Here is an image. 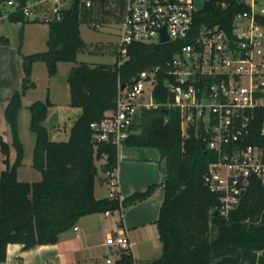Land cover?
Instances as JSON below:
<instances>
[{
  "label": "trees",
  "instance_id": "16d2710c",
  "mask_svg": "<svg viewBox=\"0 0 264 264\" xmlns=\"http://www.w3.org/2000/svg\"><path fill=\"white\" fill-rule=\"evenodd\" d=\"M9 1L0 0V18L8 13L7 20L13 24L32 23L22 8L7 12ZM17 1L20 7L27 4V0ZM66 1L67 8L47 22V51L21 55L22 84L5 106L11 144L0 137L6 166L0 175V263L6 262L9 245H23L25 250L56 245L60 235L74 229L82 218L122 211L147 200L156 190V185H151L123 200L118 194L97 200L96 178L100 172L108 175L117 171L119 151L115 145L98 143L90 126L99 122L105 112L115 109L119 88L131 85L143 71L165 67L190 41L162 45L133 43L128 47V60L120 64L118 53L113 67L77 64L84 45L82 17L95 19L94 24L110 17L106 7L111 0ZM87 1L91 2L89 7ZM112 1L121 11L122 18L118 15L116 20L123 21V1ZM247 11L250 7L241 0H208L194 15L193 30L219 26L231 35L234 18ZM113 16L117 17L115 13ZM35 63H43L50 78L57 75L59 63L76 64L67 84L70 107L80 109L81 114L73 123L68 140L52 141L44 125L53 107L49 95L28 107L29 129L35 135L32 167L41 174L39 182L28 183L18 179V170L25 159L19 117L24 98L37 87L32 80ZM157 77L153 99L158 107L142 111L134 126L135 133L125 141V146L156 149L165 161L164 200L155 221L161 256L149 264H264L263 181L252 178L238 207L227 217L221 216L220 198L205 182L216 156L207 149V142L194 133L183 138L179 110L163 106L172 101L166 86L168 77L165 71ZM263 123L264 111H260L251 125L246 145L264 150ZM11 147L16 154L12 164ZM114 264L138 262L132 251H121Z\"/></svg>",
  "mask_w": 264,
  "mask_h": 264
},
{
  "label": "built area",
  "instance_id": "2783aa9c",
  "mask_svg": "<svg viewBox=\"0 0 264 264\" xmlns=\"http://www.w3.org/2000/svg\"><path fill=\"white\" fill-rule=\"evenodd\" d=\"M122 1L125 8L120 64L128 60V47L133 43H190L165 67L143 71L131 85L119 88L115 109L91 124L94 137L98 143L115 145L120 151L135 133L134 126L142 111L158 107L153 93L159 72L165 71L172 101L163 106L179 110L184 139L194 133L215 154L205 182L220 198L219 214L227 217L240 204L252 178L264 183V150L246 145L253 121L264 111V0H241L250 11L234 18L231 35L219 26L202 27L195 32L194 15L198 11L193 0ZM38 3L52 5V18L68 6L66 0H27L26 6L20 7L17 0H10L7 12L22 8L30 18ZM86 4L89 7L91 2ZM3 17L8 18V13ZM164 27L170 40L160 43ZM147 86L152 87V101L139 103ZM107 176L111 195L117 196L116 171ZM106 243L118 254L132 250L124 232L110 235Z\"/></svg>",
  "mask_w": 264,
  "mask_h": 264
},
{
  "label": "crops",
  "instance_id": "0c3cea01",
  "mask_svg": "<svg viewBox=\"0 0 264 264\" xmlns=\"http://www.w3.org/2000/svg\"><path fill=\"white\" fill-rule=\"evenodd\" d=\"M43 4L44 3H38L35 6L30 17L32 23L25 26L13 24L4 17L0 18V137L9 144H11V135L5 120L4 110L8 99L15 91L20 89L22 84L23 70L21 66V55L33 54L32 51L24 52L28 43L34 45L39 44V46L45 44V46H47L49 32L47 22L52 19V16L51 12L43 10V7L41 6ZM13 25L20 30L21 48L13 46ZM98 27L100 28V26ZM98 27L97 29H99ZM61 64L62 63L58 64V71L63 69V67L60 66ZM41 65V63H35L33 66L32 80L36 83L37 87L34 90H30L24 98L19 123H21L23 117L24 121L30 124V115L28 117L23 109L28 110V107L32 103L39 100L44 101L47 98V95H49L53 107L50 108L48 119L44 123L49 132L46 124H48L49 119H51L52 111L54 109L64 106V108L69 109V114H71V111L73 110L79 111L75 112L77 113L76 119L80 116L81 110L70 107V90L68 85L63 89L61 98L57 89L55 90L54 95L52 81L56 76L53 77V79L50 78L48 71L46 72ZM40 76H42L45 82V85L43 86V88H45L44 91H42V86L40 85ZM36 92H38L40 96L35 98L39 99L30 100V97ZM41 94H43V97H41ZM62 98L64 99V102L60 103V99ZM76 119H73L70 115L66 117L67 121L64 126L61 125L62 122L58 123V126L54 128V141L68 140L70 130ZM69 122H72V125ZM20 137L25 147L26 143H24V138L21 133ZM13 150L14 149L11 147L9 157L11 164L16 157V154L13 156ZM119 156H122V159L120 158L116 174L118 180V195H120L122 200L136 192L146 191L150 184L157 180L148 178L143 184L139 183L142 181V178H138L134 169L140 165L138 162L141 160L154 163L157 158H159L158 162L159 164H163L164 170H159L160 178L158 177V180L164 185L167 177L165 161L161 158L156 149L129 147L124 145L119 151ZM27 157V149L25 148V159L23 165L18 170L19 180L21 170ZM4 160L5 156L0 152V175L1 172L5 170L2 166L5 165ZM153 165H156V163ZM133 175L135 176L134 179ZM106 178V180H108L107 175ZM95 198L101 200L113 197L110 193H107V195L98 194V186L96 183ZM163 200L164 189L163 192L159 190L153 197L141 204V206H145V209H147L148 212H142V215L138 217L137 212L135 215L136 209L132 208L134 210L127 212L125 219H122V221H119L115 217H111L110 213L86 216L78 222L74 229L60 235L59 242L56 245L37 246L30 250H25L23 245H9L6 262L0 264H108L107 260H111V256L118 253H115L114 249L107 245V238L118 232H124L128 236L130 243L132 244L131 251L137 262L139 257L151 260L152 258H155L154 256H156V254H158V250L162 249L155 221L158 219L160 212V209L157 210V208L160 207V204L162 206L161 202H163ZM139 207L137 208V211ZM151 240H154L155 242L154 247H152ZM137 245L139 248L138 252L135 251Z\"/></svg>",
  "mask_w": 264,
  "mask_h": 264
},
{
  "label": "rangeland",
  "instance_id": "374dc122",
  "mask_svg": "<svg viewBox=\"0 0 264 264\" xmlns=\"http://www.w3.org/2000/svg\"><path fill=\"white\" fill-rule=\"evenodd\" d=\"M83 2H86V0H82ZM208 0H194V7L197 11H200L201 9H203L205 2ZM67 2V1H66ZM114 1H109V3L111 4L110 6L107 5L106 10L109 12L110 17L105 18L104 20L100 21L96 24H94V20H90L88 19H84L82 16V21H81V25H80V30H81V36L84 42L83 47L80 50V53L78 55V60H77V64L79 63H85L91 67H97V66H108V67H113L118 59H117V55L119 53V46L121 43V38H122V28H121V11L120 8L118 7L119 5H117V3L113 4ZM64 5H66V3L64 2ZM43 7L44 11H49L51 12L52 10V5L45 3L43 5H41ZM11 10V9H10ZM52 13V12H51ZM115 13V15L117 17H114L113 14ZM118 15L121 17L119 21H117L116 19H118ZM113 20V21H110ZM104 21V22H103ZM14 26V25H13ZM100 26L99 29H97V27ZM13 46H15L16 48L20 47L21 44V38H20V30H18L15 26L13 27ZM31 41V40H30ZM35 43V41H34ZM35 46V47H34ZM21 48V47H20ZM27 51H32L33 53H38V52H44L47 51V46H45V44H43V46H39V44H32V43H28L26 49L24 50V52L26 53ZM36 51V52H34ZM31 52V53H32ZM43 66V68L46 70L45 65L43 63H41ZM73 63H62L60 66L63 67V69L59 70L55 79H53L52 81V87L54 90V95H55V90L57 89V92H59L60 94V98L62 97V92L63 89L67 87V78L68 75L72 69V67H74ZM65 68V70H64ZM40 85L42 86V91H44L45 88H43V86L45 85V82L42 78V76H40ZM152 87L151 86H147V91L145 93V95L143 96V98H141L139 100V103L142 102H151L152 101ZM42 93V92H41ZM43 94H41V97ZM40 94L38 92L34 93L31 97L30 100L32 99H39V98H35V97H39ZM64 99H60V103H63ZM25 111V114H27V116L29 117V111L26 109H23ZM68 108H64V106L58 107L57 109H54L52 111V115H51V119H49L48 124H46V126L49 129L50 132V139L54 141V128L56 126H58V123L62 122V126L65 125L66 117L70 116L73 119H76V115L77 113L75 112H79V111H71V114H69L68 112ZM81 112V111H80ZM65 119V120H64ZM69 120V119H68ZM72 125V122H69ZM68 123V124H69ZM20 129H21V135L24 138V143L25 144V148L27 149V154L28 157L25 160L24 166L21 170V175H20V181L22 182H28V183H34V182H39L41 180V174L36 171L33 167H32V159H33V151H34V146H35V135L30 131L29 129V123L24 121V118L22 117L21 123H20ZM1 152V151H0ZM15 155V151L13 150V156ZM120 158L122 159V156H119V161ZM159 158H157L156 165H153V162H146V161H139L138 163L140 165H138V167H136V169H134V172L138 175V178L141 179L142 181L139 183H144L146 182V179L150 178V179H157L155 180L156 182H153L150 184L151 185H156V190L153 193V195L151 197H153L159 190H161L163 192L164 189V185L161 184L158 180V177L160 175L159 170H164L163 168V164H159L158 162ZM152 163V164H151ZM100 162H97V165H100ZM4 167V169H6L5 165H2ZM163 172V171H162ZM134 176V175H133ZM135 178V176L133 177V179ZM160 178V177H159ZM106 175L102 172L99 173L98 177L96 178V183L98 186V194L101 195H107V193L111 194V191L109 189V185H108V180H106ZM150 197V198H151ZM148 198V199H150ZM147 199V200H148ZM145 200V201H147ZM145 201L129 206L126 209H123L122 211H114V212H109L111 214V217H115L116 219H118L119 221H122V219H125V215L127 212H129L130 210H134L132 208H135V215L136 212L138 214V217L142 215V212H148L147 209H145V206H141L142 203H144ZM163 203V202H161ZM141 206V207H139ZM139 207L138 211L137 208ZM161 207V204H160ZM157 208L158 209H160ZM154 212V211H153ZM123 214V215H122ZM123 217V218H121ZM151 244L152 247H154V240H151ZM139 248L138 245L135 247V251L138 252ZM154 252V251H153ZM161 256V250H158V254H156V256H154L155 258H152L151 260H148L146 258H138V264H149L150 261H153L154 259L158 258ZM119 258V254H115L111 256V262L112 264L115 263V261Z\"/></svg>",
  "mask_w": 264,
  "mask_h": 264
},
{
  "label": "water",
  "instance_id": "95a60500",
  "mask_svg": "<svg viewBox=\"0 0 264 264\" xmlns=\"http://www.w3.org/2000/svg\"><path fill=\"white\" fill-rule=\"evenodd\" d=\"M28 1H29L30 3H34L36 0H28ZM68 9L71 10V9H72V5H70ZM161 32H162V36H161L159 42H160V43L168 42V41L170 40V38L166 35V27H164V28L161 30ZM123 89H124V87H122V90H123ZM214 216L217 217V216H218V213L215 212V213H214Z\"/></svg>",
  "mask_w": 264,
  "mask_h": 264
}]
</instances>
